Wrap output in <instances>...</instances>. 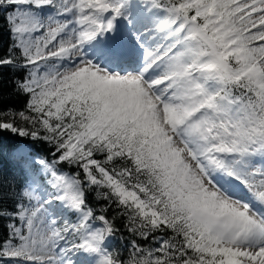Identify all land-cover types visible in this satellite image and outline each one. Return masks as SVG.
<instances>
[{"label":"snow or ice","instance_id":"6c2138e0","mask_svg":"<svg viewBox=\"0 0 264 264\" xmlns=\"http://www.w3.org/2000/svg\"><path fill=\"white\" fill-rule=\"evenodd\" d=\"M0 13V264H264V0Z\"/></svg>","mask_w":264,"mask_h":264},{"label":"trees","instance_id":"16d2710c","mask_svg":"<svg viewBox=\"0 0 264 264\" xmlns=\"http://www.w3.org/2000/svg\"><path fill=\"white\" fill-rule=\"evenodd\" d=\"M4 40L5 41L7 40V31L3 19V14L0 13V45H2ZM13 101L16 105H19L23 103V98H13ZM90 200L94 201V196H90ZM6 225H7V220L0 219V236L3 235ZM122 234L125 236V239L129 238L126 233L122 232Z\"/></svg>","mask_w":264,"mask_h":264},{"label":"rangeland","instance_id":"374dc122","mask_svg":"<svg viewBox=\"0 0 264 264\" xmlns=\"http://www.w3.org/2000/svg\"><path fill=\"white\" fill-rule=\"evenodd\" d=\"M77 258H79V257H77Z\"/></svg>","mask_w":264,"mask_h":264}]
</instances>
